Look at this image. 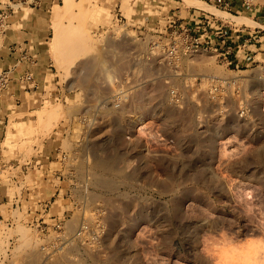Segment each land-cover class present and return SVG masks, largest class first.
Wrapping results in <instances>:
<instances>
[{"label":"rangeland","instance_id":"rangeland-1","mask_svg":"<svg viewBox=\"0 0 264 264\" xmlns=\"http://www.w3.org/2000/svg\"><path fill=\"white\" fill-rule=\"evenodd\" d=\"M204 10L250 30L249 68L264 59L261 7L229 15L213 0H0V75L9 76L0 81V264H264V78L247 71V120L213 114L203 84L199 126L196 103H168L165 67L148 45L173 20L195 30ZM23 30L34 32L24 40ZM90 52L104 60L85 84ZM215 55L198 54L197 71L225 73ZM129 71L140 91L118 112L96 110ZM79 117L101 123L74 143ZM32 155L39 198L66 220L65 238L38 233L25 206L12 211L4 199L17 189L6 188L4 167ZM107 159L114 172L100 166ZM82 220L95 239L73 237Z\"/></svg>","mask_w":264,"mask_h":264},{"label":"built area","instance_id":"built-area-1","mask_svg":"<svg viewBox=\"0 0 264 264\" xmlns=\"http://www.w3.org/2000/svg\"><path fill=\"white\" fill-rule=\"evenodd\" d=\"M204 1V0H203ZM206 2V1H205ZM207 3V2H206ZM239 7L233 9L232 0H213V4L222 9L229 15L243 14L253 10L255 7L264 8V0H238ZM210 12L198 13L194 21V30L192 27L183 24L184 21L173 20L169 30L165 34L157 35L148 42L151 51L158 55V63L165 67V84L167 87L166 98L170 105L176 107L188 106L189 102L197 104L198 125L206 122V116L201 113L204 108L198 98L200 87L205 84L202 92L206 101L215 106L213 114L219 117H229L235 115L241 120H247L249 117V69L256 71V78H264V59H254L253 68H249L248 61L252 57L249 52V44L252 41L251 33L243 23L236 24L234 27L230 24L220 22ZM227 22L232 21L226 20ZM185 23V22H184ZM201 31L207 32L204 38ZM254 31V29H252ZM234 36L236 39H234ZM218 46L214 48V46ZM238 50V52H236ZM150 51V53H151ZM214 52V60L222 65L227 71L221 74H201L197 71L199 61L198 54L205 52ZM161 60V61H160ZM8 72L0 75L1 85L6 86L8 81ZM132 72H126L121 80L120 85L114 86L107 96H101L98 100L96 110L106 111L112 109H120L124 102L130 97L129 94L134 91H140L141 87H137L131 80ZM24 79L33 81V77L28 73ZM116 82V81H115ZM134 84V85H133ZM137 91V92H138ZM80 124L83 129L79 131L78 139L74 143L87 142V132L92 131L95 122L94 119H85L79 117ZM93 126V127H92ZM81 128V127H80ZM68 152V151H67ZM65 150H59L62 159L67 158L68 153ZM36 156L32 155L30 159L22 164L10 163L4 167L6 170L7 189L16 187L9 196L7 191L4 199L10 205V210H20L25 206L24 220L38 233L46 232L51 228L54 231L63 233L65 238V226L63 227L64 218L58 219L50 215L49 200H41L38 194V183L33 177ZM19 167L17 172L12 173ZM16 216L10 215L6 219L7 224H12ZM23 220V218H22ZM23 220V221H24ZM95 231L89 228L88 221L82 220L76 232L72 233L77 240L87 241L88 238L95 239Z\"/></svg>","mask_w":264,"mask_h":264},{"label":"bare ground","instance_id":"bare-ground-1","mask_svg":"<svg viewBox=\"0 0 264 264\" xmlns=\"http://www.w3.org/2000/svg\"><path fill=\"white\" fill-rule=\"evenodd\" d=\"M193 4H197V2L196 1H191ZM128 32V31H127ZM127 32H126V30H125V33L127 34ZM87 45V44H86ZM81 47H84L85 48V46H81ZM82 49V48H81ZM80 48L78 49V50H81ZM89 48H87L86 50H88ZM98 49V48H97ZM99 52V51H98ZM87 53V52H86ZM85 53V54H86ZM101 53V52H100ZM87 64H86V73H85V77L83 78L84 80H83V82L82 83H87V79H88V77H89V75L95 70V69H97L99 66H101L102 65V63H103V57H102V55H100L99 53H94V54H91V52H90V54H89V56L87 55ZM76 66V64H73V67H75ZM142 95H144V93H142ZM144 97V96H143ZM124 107V106H123ZM123 107L121 106L120 107V109H123ZM120 109H112V107H110V109H108V110H113V111H117L118 112V110H120ZM125 109V108H124ZM107 111V110H106ZM124 111V110H123ZM104 140L105 139H103V142H104ZM108 161H104L103 162V160H102V165H100V166H102V169H104V170H106V171H112V172H114L115 171V168H114V166H113V161L110 159H107ZM100 166H99V168H100ZM33 258V257H32ZM31 259V258H30ZM28 261V260H27ZM30 261V260H29ZM33 261V260H32ZM33 264V263H32Z\"/></svg>","mask_w":264,"mask_h":264},{"label":"crops","instance_id":"crops-1","mask_svg":"<svg viewBox=\"0 0 264 264\" xmlns=\"http://www.w3.org/2000/svg\"><path fill=\"white\" fill-rule=\"evenodd\" d=\"M40 19H41V25H39V29H40V34L42 35L44 32H45V24H46V22H47V24H48V21H46L45 20V17H41L40 16ZM38 31V30H37ZM24 34H26V35H24V37H23V39L24 40H26L31 34H32V32H34V30H23L22 31ZM19 37H21L20 35H19ZM22 38V37H21ZM24 44H27L26 42L24 43ZM41 48H42V46H40ZM31 56H29L28 55V58L30 59V61H32V57L30 58ZM37 62H39V61H37ZM42 66V65H41ZM41 81V80H40ZM35 156V155H34Z\"/></svg>","mask_w":264,"mask_h":264}]
</instances>
